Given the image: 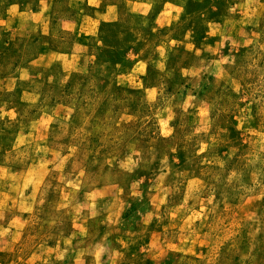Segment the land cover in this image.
Wrapping results in <instances>:
<instances>
[{"label":"rangeland","instance_id":"1","mask_svg":"<svg viewBox=\"0 0 264 264\" xmlns=\"http://www.w3.org/2000/svg\"><path fill=\"white\" fill-rule=\"evenodd\" d=\"M0 264H264V0H0Z\"/></svg>","mask_w":264,"mask_h":264}]
</instances>
